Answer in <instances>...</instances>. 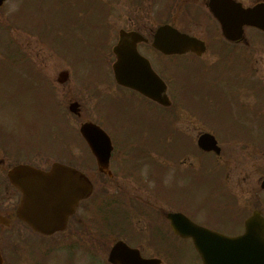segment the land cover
I'll list each match as a JSON object with an SVG mask.
<instances>
[{
    "label": "rangeland",
    "instance_id": "374dc122",
    "mask_svg": "<svg viewBox=\"0 0 264 264\" xmlns=\"http://www.w3.org/2000/svg\"><path fill=\"white\" fill-rule=\"evenodd\" d=\"M168 4L167 0L3 1L0 5V160H4L0 164L1 177L5 178L6 169L18 162L47 167L46 162L62 157L64 162L79 166V156L85 155L79 139L80 121L97 118L110 130L114 112L130 113L126 107L121 108L112 101L118 92L112 78L111 48L121 28H137L150 36L159 24L168 21L179 30L186 29L203 37L207 50L198 56L187 53L163 57L153 48L147 49V45H140V48L153 68L161 73L160 66L168 76L164 75L171 95L182 100L190 93L179 106L185 107L186 102L190 106L188 109L203 118L206 126L199 119L198 123L204 124L199 128L205 130L207 127L220 139L232 135L249 136L247 126L239 122L243 120L242 114L247 116L248 109H256L257 100L252 96L242 97L240 103L243 104H240L237 97L238 92L246 96L252 89L254 92L264 90L260 83L264 82V32L247 28L245 41L233 45L222 39L219 42L213 30L216 23L180 18L174 12L176 9ZM63 70L68 71V77L59 82L56 78ZM73 100L79 103L80 109L82 106L81 118L68 109ZM168 121L166 111V134L170 131ZM125 122L129 127L132 125L129 119ZM139 127L149 129L151 139L158 138L160 131L164 134L163 125L151 116L143 115ZM251 137L253 142L264 144V133H259L256 127H252ZM172 145H175L174 138ZM224 147V155H232L234 159H239V148H244L241 145ZM205 159L207 162L198 164L192 184L206 180L210 166L214 165L212 157ZM5 188L13 190L6 179ZM197 190V208L203 207L207 213L203 219L216 217L224 222V227L236 228L230 221L233 210L228 205L225 190ZM211 196H214L213 201ZM95 198L98 199L96 195ZM92 202V211H79L84 219V232L77 234L75 241L58 240L63 235L53 239L34 238V243H19L18 239L16 245L1 240L6 264H81L85 259L77 252L86 249L108 252L111 241L107 237H96L102 232L96 213L102 215L103 227L115 226V232H125L136 239L132 227L123 221L121 210H114L112 204H101L98 209L94 205L96 202ZM13 230L15 227L5 232V236L12 235ZM19 244L30 245L31 254L18 253ZM152 244L165 248L171 245L168 240L159 244L152 241ZM190 249L185 241L177 246L187 264ZM10 250L15 255L12 256ZM91 264L102 263L94 259Z\"/></svg>",
    "mask_w": 264,
    "mask_h": 264
},
{
    "label": "flooded vegetation",
    "instance_id": "af4514ba",
    "mask_svg": "<svg viewBox=\"0 0 264 264\" xmlns=\"http://www.w3.org/2000/svg\"><path fill=\"white\" fill-rule=\"evenodd\" d=\"M232 1L248 6L261 0ZM173 2L176 9L174 12L180 17H213L210 7L211 0H173ZM223 8V5L214 6V9ZM126 30L140 31L137 28ZM118 39L117 36L115 43ZM146 43L148 42L138 43V50L139 45ZM139 51L142 53L141 50ZM112 57L113 62L116 61L117 54L113 49ZM114 83V88L118 94L112 95L113 103L121 108L126 107L130 113L128 111L124 113L114 112L110 130L103 122L98 121L96 123L108 133L110 138L111 150L108 160L104 155L103 159L99 161L91 153L85 140L81 139V152H84L85 155L82 158L80 155L79 169L91 181L92 191L89 197L77 200L76 207L73 213L68 216L62 230L45 235L37 233L18 215V212L25 215V212L20 209L23 197L22 190L16 186L12 187L13 190L11 191L7 190L5 178L0 176V189L2 188L0 190V241L6 239L16 245L18 239H20L19 243L22 241L34 243V238L53 239L57 235H63L58 240L75 241L76 235L84 232V219L79 211L91 208L92 201H94L96 202L95 208L99 209L101 204H112L114 210H121L123 221L129 224L133 229L132 232L137 235L135 240L131 239L125 232L121 233L119 237L118 231L115 232L114 230L115 226H102L101 215L97 219V224L102 227V232L97 237H107L113 243L118 238L125 240L129 245L131 242V246L137 247L142 257L158 259L157 264H187L179 254L177 246L184 241L191 244L192 239L181 234L185 232L181 227V218L177 221L178 229L173 228L169 214L180 213V215L200 226L228 235H236L242 232L245 220L252 213L258 212L264 217V144L257 141L253 142L251 137L252 127H256L259 133H264V90L246 93L257 100L256 109H248L247 116L242 114L243 120L239 122L240 125L247 126L249 136L232 135L220 139L214 131H210L221 147V152L215 154L212 151H207L203 154L205 158L207 156L212 157L214 165L212 163L206 180L199 186L197 182L192 184L198 169V136L203 132L199 126H204V124L198 123L197 113L187 107L172 108L165 106L134 89L118 84L115 80ZM260 83L264 88V82L260 81ZM82 91L81 89V93ZM238 93L237 102L240 103V98H246V96L241 95L242 92ZM169 98L171 100L170 96ZM150 107L152 108L151 111ZM166 111L170 115L168 121L170 131L167 134L165 131ZM77 113L81 118L82 106L81 109L78 108ZM128 115L129 117H127ZM143 115L151 116L153 120L156 118L159 125H163L164 134L162 135L160 131L158 138H149V129L145 130L139 127V121ZM127 119L132 122L130 127L125 122ZM166 138L167 144L165 145ZM173 138L175 145H172ZM222 144L243 146L244 148H239V159H234V156L229 154L225 156L226 147L223 148ZM2 162H4L3 158L0 160V164ZM170 187L172 190H167ZM182 188L184 190H180ZM193 188L194 190H186ZM198 188H212V190L222 188L225 190L226 198L229 200L228 205L233 210L230 221L234 223L236 228L224 227V222L216 217L203 219L207 213L204 211L205 208H197ZM92 195L93 197L90 199ZM95 195L98 199L95 198ZM211 199L213 201L214 196H211ZM12 227H15V230L11 231L12 235L5 236V232H9ZM24 227H26L25 230ZM167 240L171 243L168 248L156 245L155 247L152 244V241L159 244ZM0 248L4 256L5 251L2 246ZM18 248V253L22 251L25 254H31L30 245L21 246L19 244ZM79 253L85 259L81 264H91L94 259L102 264H112L107 259V252L86 253L83 251ZM10 254L15 255L11 250ZM188 254L190 256L188 264H203L196 250L190 249ZM3 264H6L5 256Z\"/></svg>",
    "mask_w": 264,
    "mask_h": 264
},
{
    "label": "water",
    "instance_id": "95a60500",
    "mask_svg": "<svg viewBox=\"0 0 264 264\" xmlns=\"http://www.w3.org/2000/svg\"><path fill=\"white\" fill-rule=\"evenodd\" d=\"M3 1L0 0V4ZM215 13L223 35L230 40L242 36L244 25L264 30V2L246 8L232 4L228 10H219ZM125 34L126 38L120 39L115 48L119 53V58L113 66L117 81L134 87L153 99L167 102L164 93L165 83L153 71L148 60L137 52L136 42L144 38L136 31ZM128 37L130 39H127ZM152 45L166 54L187 51L201 54L205 51V44L201 39L180 32L169 24L156 28ZM74 107V104L70 105L72 110ZM81 131L89 140L93 151L103 144L108 147L109 139L99 127L85 123L81 126ZM210 141L214 144L213 137L206 133L199 138V145L210 147ZM7 175L13 184L24 191L22 201L24 219L43 233H51L60 228L72 211V206L79 197L77 195L85 197L90 189L88 180L81 172L60 163H54L50 171L19 163L12 166ZM173 222L172 219V224ZM186 224L205 264H264V223H260L254 217L248 219L245 232L237 237ZM238 257L241 262H238ZM108 258L119 264H156L155 259L141 258L137 249L127 246L122 241L113 245Z\"/></svg>",
    "mask_w": 264,
    "mask_h": 264
}]
</instances>
